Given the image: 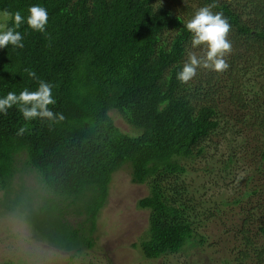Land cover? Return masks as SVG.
Wrapping results in <instances>:
<instances>
[{
  "label": "trees",
  "instance_id": "trees-1",
  "mask_svg": "<svg viewBox=\"0 0 264 264\" xmlns=\"http://www.w3.org/2000/svg\"><path fill=\"white\" fill-rule=\"evenodd\" d=\"M212 3L231 25L230 67L182 84L188 51L204 47L192 48L185 24ZM32 5L48 11L44 33L26 23ZM5 10L25 17L24 47L0 49V98L44 80L57 101L49 107L66 119L49 126L16 106L0 113V215L17 214L37 242L81 256L98 242L126 169L149 190L137 203L148 229L133 245L146 260L203 247L222 220L215 241L232 254L222 264H264V0H0ZM214 178L226 184L219 199L209 194L221 187Z\"/></svg>",
  "mask_w": 264,
  "mask_h": 264
},
{
  "label": "rangeland",
  "instance_id": "rangeland-1",
  "mask_svg": "<svg viewBox=\"0 0 264 264\" xmlns=\"http://www.w3.org/2000/svg\"><path fill=\"white\" fill-rule=\"evenodd\" d=\"M112 117L121 131L132 133L131 128L118 115L112 114ZM213 149L214 146L209 150V156L214 154ZM222 153L223 151L218 155ZM24 178L31 185H35L33 177L24 176ZM214 180L218 181L221 187L212 190L213 192L209 194H216L219 199L218 196L223 193L226 184L222 180L216 178ZM148 194L146 185L137 186L131 183L128 170L124 169L116 173L109 202L99 217L96 234L98 242L92 250L81 256L56 251L42 242H37L28 226L17 214L0 215V264H222L220 260L232 257L229 246H222L223 242L215 241L224 238L225 235L222 220H217L209 224V229L205 230L211 239L203 247L192 249L188 254L155 261L146 260L140 250L133 245L148 229L149 213L140 210L137 206L138 201ZM231 194L232 192L229 191L228 196ZM2 195L3 193L0 192V196ZM223 221L230 222V214L224 213Z\"/></svg>",
  "mask_w": 264,
  "mask_h": 264
},
{
  "label": "clouds",
  "instance_id": "clouds-1",
  "mask_svg": "<svg viewBox=\"0 0 264 264\" xmlns=\"http://www.w3.org/2000/svg\"><path fill=\"white\" fill-rule=\"evenodd\" d=\"M215 3L200 7L186 22L185 27L191 33V45L193 49L204 46L202 54L188 51L187 60L182 71L177 74V80L187 84L196 77L199 69H207L216 73H223L230 67L227 57L231 54L233 45L229 40L231 25L222 12H213ZM29 15L26 23L33 31L44 33L48 23V11L41 5H32L28 8ZM11 22L12 26H9ZM25 23V17L21 11L0 13V49L9 45L14 48H23V35L18 29ZM30 78H36L34 70L25 69ZM54 85L40 80L38 88L34 91L24 88L19 94L9 91L0 98V113L7 114L13 106L18 108L26 122L33 120L48 121L49 126L63 122L66 117L61 112H54L49 106L56 105L53 96ZM28 124L20 127L17 135L25 134Z\"/></svg>",
  "mask_w": 264,
  "mask_h": 264
}]
</instances>
